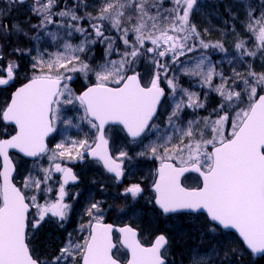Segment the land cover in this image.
<instances>
[{"label": "snow or ice", "instance_id": "snow-or-ice-1", "mask_svg": "<svg viewBox=\"0 0 264 264\" xmlns=\"http://www.w3.org/2000/svg\"><path fill=\"white\" fill-rule=\"evenodd\" d=\"M4 3L6 6L0 7V87L17 79L20 64L16 57H31V75L25 76L26 82L16 88L10 102L0 107V122L5 125L0 133V264H122L119 254L113 251L117 247L112 239L113 226L103 222L105 208L98 200L87 207L89 220L79 229L87 231L86 237L74 240L68 234L51 256H43L32 245L46 222L54 219L63 227L72 207L65 202L69 195L66 186L70 181L75 183L78 176L57 161L91 156L102 162L117 183L124 177V161L133 157L127 150H119L116 156L110 151L112 125L122 126L132 143L142 145L138 157L159 160L151 184L154 195L148 203L154 202L162 216L206 213L208 232L213 236L226 237L235 230L250 254H264V71L257 72L248 63L246 75L233 68V76H226L202 51L194 66H183L182 71L186 76L200 77L202 84L220 97L212 110L215 119L180 120L185 108H204L205 103L197 93L180 88L177 77L169 76L172 65L183 64L180 57L197 49L227 53L222 41H206L193 23L192 17L201 7L199 0H100L94 13L87 11L92 6L88 0L64 7H60L61 0H32L29 12L38 23H29L27 28L22 21H5L14 7L26 5L28 0ZM248 8L246 27L257 43L250 49L244 40H238L234 45L236 54L242 61L244 57L264 60V11L257 17L251 5ZM84 20L88 21L87 27L81 23ZM52 24L65 29L64 37L48 31ZM45 33L57 42V51L37 48L36 55H32V48L10 44L20 36L38 41ZM74 33L84 37L78 44L69 39ZM117 41L123 44L122 51ZM97 43L105 45L106 56L117 52L120 59L93 65L87 53ZM235 59L234 55L228 63ZM142 63L143 73L139 70ZM76 74L86 80L94 76V82L77 93L71 87ZM217 77L220 83L213 84ZM162 81L173 96L179 91L187 97L186 101L182 97L174 102L164 132L153 123L165 95ZM77 105V110H82L79 123L74 122L75 117L64 115L66 106ZM58 121L66 128L77 129L86 123L90 132L83 139L49 148L47 139L56 132ZM9 125L11 133L7 132ZM149 133L157 138L144 144ZM10 150L24 157L47 155L50 166L39 167L42 175L29 172L23 187H17V165ZM54 173L62 174L56 198H45L40 203L38 193L46 197L53 191L48 182ZM186 173H198L201 184L186 186L181 179ZM26 190L34 191L29 195ZM144 191L138 182L119 195L135 202ZM118 231L122 247L130 252L126 264H168L170 239L165 233L157 234L146 245L137 229L125 226ZM237 252L226 240H220L207 250L192 249L189 261L231 264Z\"/></svg>", "mask_w": 264, "mask_h": 264}, {"label": "rangeland", "instance_id": "rangeland-1", "mask_svg": "<svg viewBox=\"0 0 264 264\" xmlns=\"http://www.w3.org/2000/svg\"><path fill=\"white\" fill-rule=\"evenodd\" d=\"M30 2V5L32 3V0H28ZM230 1L229 7L226 9L228 13L224 15V12L221 14L219 12L218 8V2L224 3L227 7V2ZM78 0H61L60 7H64L66 4L71 5L73 3H77ZM90 6L87 11L95 12L96 7L99 5L100 0H88ZM201 7L196 11V13L192 17L193 23L197 25V27H200L202 29L201 33L204 35V39L206 41L210 42H216V41H222L225 45V48L227 49V53H222L218 50L214 49H207V50H201L197 49L195 52L188 53L186 56L180 57V61L183 62V64H176L172 65V69L169 72V76H175L178 78V83L180 88L187 89L189 92L197 93L200 97V100L205 103L204 108H185L184 111L180 114V120L183 122H187L188 120H203L205 117H211L212 119H215V114L212 112L214 108L217 107V105L220 102V97L212 91L207 86H204L202 84V81L200 77H194V76H186L183 74L182 67H193L196 60H198L201 56V52L203 51V54L208 56L212 63L216 66L217 71H223L226 76H233V68H235L238 72L241 74L246 75L247 71V64L251 63L253 68L257 72L264 71V60L261 58H250V57H244L243 61L240 59V57L236 54L235 50V43L242 39L246 42V47L253 48L254 45L257 43L255 40V36L247 30V23H248V16L247 12L249 10L248 5H251V8L254 9V15L259 17V14L261 11H264V8L261 6L264 5V0H199ZM29 5V6H30ZM167 6V4H166ZM29 10V7L27 8ZM219 12V13H218ZM13 13V12H12ZM80 14H84V10L81 9ZM13 15V14H12ZM10 15V16H12ZM28 17H31V19L34 20V22L38 23V20L35 16H32L31 13L27 15V17L22 20L25 24L28 23ZM57 21L60 20L59 17H55ZM32 20V21H33ZM12 20H7V22H11ZM31 21V20H30ZM83 26H88V21L84 20L81 22ZM86 24V25H85ZM205 30L207 32L205 33ZM48 31L52 33H58L60 37H64L65 35V29L62 27H59L58 24H52L49 25ZM35 34V33H32ZM115 35V33H114ZM84 37L79 33H74L72 37H69L72 43L78 44ZM32 45L30 48L33 49L32 55H36V49L38 48L40 51H44V49H47L49 52H55L58 50L57 48V42L53 41L49 35L41 34L40 39L38 41L31 42ZM150 45V44H149ZM123 49H121L122 51ZM114 55V56H113ZM236 56V59L233 60L231 64L228 63L229 59H232L233 56ZM87 56L90 58V62H93L94 55L92 53H88ZM21 57V56H19ZM16 57L18 59V62L20 64V71L17 76L16 81H23L25 80L26 75H31V57L29 55L23 56L24 58H27L29 64L25 65L24 62H20L21 58ZM106 59H112V60H119L120 55L119 53L112 54L111 56H104L103 60L98 62L97 64H102L105 62ZM95 65V64H93ZM3 66V62H1L0 67ZM26 68V72H23V68ZM140 69L141 73L145 71V65L143 64ZM94 76L90 77V79L86 80L82 75L76 74L75 79L71 83V87L73 90L77 93H79L78 88V82H85V86H87L89 83L94 82ZM23 83V82H22ZM220 80L217 77L213 84H219ZM161 87L164 88L166 98L164 101V105L162 107L161 116L159 119L155 122V124L159 125L160 131L164 132L167 124V117L172 112V109L174 107V102L179 101L183 97V93L177 91V94L173 96L171 89L168 88L167 84L162 81ZM243 87V85H241ZM3 93L0 92V107H3L5 104V99L3 100ZM183 99L186 101L187 97H183ZM79 106L77 105L76 108H73L72 106H66L64 109V115L65 116H71L75 117L76 120L74 122L79 123L78 117L82 115V110H77ZM201 127L203 125L201 124ZM56 132H54L55 137L57 140H54L52 143V146L49 148H53L55 144L61 143L64 141H69L72 139H83L86 133H89L90 130L86 123H82L81 127L79 129L77 128H66V126L62 122H57L56 124ZM1 130V129H0ZM230 131V128L228 129ZM117 131L111 132V138L113 140L114 149H115V156L118 155L119 150H127L122 149L121 143L122 139H120L118 136ZM89 138L91 139V134L89 135ZM156 135L149 133L148 138L144 140V144H148L150 141L156 140ZM130 149L133 153H129L130 156L133 157L131 161L125 160L124 162L127 163V176H129L132 180L135 179L136 181H143L145 183H152L154 176H155V168L156 164L159 165V160H156L154 158H151L150 156L146 157H138L136 155L137 152L143 150L142 145L140 144H129ZM128 151V150H127ZM73 156H75V152L73 153ZM84 160V159H83ZM83 160H69L67 157H65L63 160L57 161L60 162L63 166H72L79 162H82ZM15 164L17 165V173L15 177V182L18 185V187H23V180L24 177L28 175L29 172L32 173L33 176L42 175L39 171V167L48 168L50 166V162L48 160L47 155H44L43 157L39 158L36 161L28 162L26 160H23L21 158L14 157ZM36 165V166H34ZM61 176V177H60ZM105 178L101 174L96 179L95 177L91 178L88 183L86 184V187L84 190H81L82 196V203L84 207L80 208H74L73 202H71V210L68 214V219L63 223V227H59L55 220H50L46 222L43 227L40 229V231L37 233L36 238L32 241V245L37 249L38 252H40L43 256H51L54 255L58 249L62 246L63 242L67 239L68 234H71L72 238L74 240H81L82 237H86L88 235L87 231L81 232L79 231L81 224H87L89 217L86 215V209L90 205V202L94 200L93 197L96 195L98 196V193L104 192V186L100 185L103 183H106L107 179H103L100 181V179ZM62 179V174L60 173H54L53 179L48 182V186L52 187L53 191L51 193H48L45 197L44 193H38V200L40 203L44 202V199H50L55 200L56 194L59 187V182ZM134 180V181H135ZM190 180V181H188ZM185 181V185L188 184V186H194L197 183H195V179H188ZM188 181V182H187ZM197 182V181H196ZM99 183V186H98ZM108 184L111 182L108 180ZM194 184V185H193ZM95 185L96 187H94ZM44 186L42 185V188ZM149 187V186H148ZM28 194H32L34 190H26ZM70 191V190H69ZM113 201H110V204L105 208V212L109 210L111 215L118 216V217H112L114 223L122 224V223H133L135 222V225H138L141 229V235L140 239L143 243L147 244L151 241V239L155 236V233L151 234V230L148 226L145 227V221L147 220V225L149 223H157V217H153V213L150 211H146L142 217H125V212H120L119 209L126 208V198L119 195L123 190H117L116 188L113 189ZM78 192H80L78 190ZM70 193V192H69ZM97 193V194H96ZM67 197V196H66ZM145 198L148 200L149 196H145ZM76 201V200H73ZM99 201V199H98ZM129 203L133 202V200H128ZM66 202V198H65ZM150 205V204H149ZM78 209V211H77ZM35 209H33V212ZM161 219H164L162 215H160ZM106 217H104L105 220ZM142 218V220H141ZM159 219L158 223H161L162 228H167L169 225H167V222L162 223ZM137 223V224H136ZM199 231V236L196 239V242L193 244L197 248L199 247L201 250H207L211 248L213 245L217 244L220 240H229V237H222V236H213L210 232H208V227L206 229H201ZM203 232V239L201 238V233ZM193 248V249H194ZM115 253H118L120 256L121 261L126 260V255L121 249H117ZM169 255L168 258L169 259ZM171 259V258H170ZM171 264H181L177 262H171ZM190 264V261H189Z\"/></svg>", "mask_w": 264, "mask_h": 264}, {"label": "flooded vegetation", "instance_id": "flooded-vegetation-1", "mask_svg": "<svg viewBox=\"0 0 264 264\" xmlns=\"http://www.w3.org/2000/svg\"><path fill=\"white\" fill-rule=\"evenodd\" d=\"M29 5H30V2L28 1V3L26 5H21V6H18V7H14L12 9V11H11V14H10V15H12V14L13 15L9 16L8 19L12 20V21L13 20H16V21L24 20V18L27 17V15L30 13L29 10H27ZM5 6L6 5L4 3V0H0V7H5ZM5 22H7V21H5ZM16 80H14L9 86L0 87V92L3 93L2 97H3V100L5 99V104L9 102V100L11 98V93L19 86V85H16ZM163 105H164V102H163V104H162V106L160 108L159 114H161ZM7 128L11 129L10 130L11 132L13 131V128L11 126H7ZM111 128H112V131H117L118 135H116V136H118L120 139H122V143H121L122 149L123 148L127 149L130 154L133 153L134 151L132 152V150L130 149V145L129 144L130 143L131 144H135V143H132V141H130L127 138V136L124 134V132L120 128H117V127H111ZM0 129L1 130L5 129V125L3 124V122H0ZM1 130H0V133H1ZM54 140H57V139L55 137V134L52 133L50 138L47 140V143H48L49 147L52 146V143H53ZM109 147H110V151L114 155L115 154V152H114L115 149H114V144H113V140L112 139H110V141H109ZM43 156L44 155H42L41 157H43ZM15 157L20 158L18 156H15ZM41 157H39V158H41ZM39 158H37L36 160H38ZM36 160H33V161H36ZM28 162H32V161H28ZM157 166L158 165L156 164V167ZM69 167L72 168L73 172L78 176V180H77V182L75 184H68L66 186V189H67L68 193L70 192L69 195L66 197V203L71 204V202H73L74 208L77 207V208L81 209V207H84L83 203L81 202L82 201L81 198H82V196H84V195L81 194V192H82L81 190H84V188L86 187V184L88 183V181L91 178L95 177L97 179L98 176H100V174H101L103 177H105L107 179V181L109 180L111 183L108 184L107 181H106V183L100 184V185H103L105 187L104 188V192L103 193H98V196L96 195L93 198H94V200H98L99 199V201H101L103 203V207L104 208H106L108 206V204H110V201H113V197H114L113 189L116 188L117 190H120V189L123 190L125 187H128L129 185L139 182V183H141L142 187L145 189L144 194L142 196L138 197L136 202L133 203V204H132V202L129 203V201H128L130 199V197H127L125 199L126 200V208L128 210L125 211L124 216L125 217H134V216L135 217L136 216L137 217H142L146 211H149V209L156 216L158 215V213H160L154 207V202L153 203H148V200L145 198V196L151 197V196L154 195L152 193L151 189H150L152 183H145L143 181H136L135 179L132 180L129 176L126 175L127 174V172H126L127 163L124 162V164H123L125 175H124V177L122 179L121 184H118L113 176L107 174V172L104 170V168H103V166L101 165L100 162L92 160L89 156H86L82 162L78 163V165L75 164V165H72V166H69ZM16 173H17V169H16ZM105 178L100 179V181H102ZM154 178H155V176H154ZM188 179H195V183H197V184L196 185L193 184L194 186H192V187H196V186H198L200 184L199 178L194 176V175H189V176L184 177V179H183L184 182L183 183H185V181L188 180ZM188 181H190V180H188ZM189 183L190 182H188V184ZM188 184L186 186H188ZM116 185L118 187H116ZM93 186L96 187L95 185H93ZM98 186H99V183H98ZM188 187H191V186H188ZM78 190L80 192H78ZM73 200H76V201H73ZM31 211H33V209ZM77 211H78V209H77ZM183 215L186 216V217H194L192 215H186V214H183ZM104 217H106V218H105V220L103 222H111V221L113 222L112 217H118V216L111 215L110 208H109V210H107V212L104 213ZM141 220H142V218H141ZM133 223L135 224L134 221H133ZM138 228H139V231H141L140 227H138Z\"/></svg>", "mask_w": 264, "mask_h": 264}, {"label": "trees", "instance_id": "trees-1", "mask_svg": "<svg viewBox=\"0 0 264 264\" xmlns=\"http://www.w3.org/2000/svg\"><path fill=\"white\" fill-rule=\"evenodd\" d=\"M227 7L224 5V3L218 2V8L219 12L222 14L224 12V15L228 13L226 9L229 7L230 1L227 2ZM218 12V13H219ZM31 19V21H28V23H24V26L27 28L29 23H36L34 20ZM86 25V24H85ZM87 27V26H85ZM199 30L202 31L200 27H198ZM114 35V33H113ZM33 40L26 39L23 36H20L19 39L13 38L10 41V44L12 47H21V48H30ZM119 44L120 49H123V44L119 41H117ZM151 46V45H148ZM88 53H92L94 55V59L92 64H97L98 62L103 60V57L106 56V49L105 45L102 43H97L95 45L91 46V50ZM87 53V54H88ZM117 52H113L112 54H116ZM26 56V55H23ZM23 56L19 57L21 58L20 62H24L25 65L29 64L30 61L27 60V58H24ZM114 56V55H113ZM1 64V62H0ZM143 63L140 65V69L142 68L141 66ZM145 65V64H144ZM139 69V70H140ZM23 72L29 71L26 70V68H23ZM23 81H16V85H20ZM78 88L79 91L81 92L86 86L85 82H78ZM161 114H159L158 118L156 121L159 119ZM155 121V122H156ZM11 129L7 128V132H11ZM5 129L1 130V133H3ZM2 138V136H0ZM116 187H118L116 185ZM157 214V213H156ZM153 217H157V223H149L147 225V220L145 221V227L152 229V233H165L169 239H170V246H169V258L168 259V264H171V262H177L181 264H189V257L191 250L195 247L193 244L196 242V239L199 236V231L201 229H206L208 227V220L206 219L205 216L203 215H198L195 217H186L184 215H175L174 217H167L164 219H161L160 214L156 216L155 214H152ZM162 221V223L167 222V225H169L167 228H162L161 223L159 222ZM229 237V240L227 241L231 247L237 248L238 252L236 255L231 257V264H264V256L261 257H255L251 254H249L247 251H245L243 245L241 242L235 237L234 234L232 233H227V238Z\"/></svg>", "mask_w": 264, "mask_h": 264}, {"label": "water", "instance_id": "water-1", "mask_svg": "<svg viewBox=\"0 0 264 264\" xmlns=\"http://www.w3.org/2000/svg\"><path fill=\"white\" fill-rule=\"evenodd\" d=\"M21 86V85H20ZM16 90V89H15ZM14 90V91H15ZM13 91V92H14ZM12 92V93H13ZM12 95V94H11ZM11 99V98H10ZM162 100H163V97L161 98V102H162ZM9 102H10V100H9ZM160 106V105H159ZM159 106H158V109H159ZM157 113H158V111H157ZM112 126H118V127H120L121 129H122V126H120V125H112ZM125 133V132H124ZM126 134V133H125ZM127 136V135H126ZM50 137V136H49ZM48 137V138H49ZM128 137V136H127ZM130 140H131V138L130 137H128ZM11 153H13V154H16V155H18L19 157H22V158H24V159H26V160H35V159H37V158H32V157H24L23 156V154H21V153H18L17 152V150H10V154ZM92 160H96L95 158H93V157H91V156H89ZM97 161V160H96ZM101 163V165L103 166V164H102V162H100ZM159 167V166H158ZM157 167V168H158ZM104 168V167H103ZM104 170L106 171V169L104 168ZM107 172V171H106ZM108 173V172H107ZM108 174H110L111 176H113L114 177V175L113 174H111V173H108ZM188 174H194V175H197L198 177H199V174L198 173H186L185 174V176L186 175H188ZM14 176H15V173H14ZM184 177H182L181 179H183ZM200 178V177H199ZM200 181L202 182V178H200ZM77 182V181H76ZM75 182V183H76ZM122 182V179H121V181L119 182V183H121ZM75 183H73V182H69V184H75ZM18 187V186H17ZM152 190V189H151ZM155 205V204H154ZM155 207L158 209V207L155 205ZM159 210V209H158ZM201 214H204L206 217H207V215H206V213H201ZM105 224H111V223H105ZM112 226H113V232H112V239H113V243L114 244H116V242H115V240H114V233H116L118 236H119V241H118V243H119V245L122 247V245H121V243H120V241H121V234L119 233V231H118V229L119 228H122V227H125V226H130V225H113V224H111ZM132 227V226H131ZM229 232H231V233H233L239 240H240V242L242 243V245H243V247H244V249L248 252V253H250V250H248L247 248H246V245H244V243H243V241H242V238H240L239 237V235H238V233H236L235 232V230H230ZM138 235H139V232H138ZM116 246H117V244H116ZM116 249V248H115ZM115 249L113 250V251H115ZM122 249L124 250V251H126L127 252V260L130 258V252H128V250L127 249H125V248H123L122 247ZM264 254H258V255H256L257 257H260V256H263ZM127 260L124 262V263H122V264H126V262H127Z\"/></svg>", "mask_w": 264, "mask_h": 264}]
</instances>
